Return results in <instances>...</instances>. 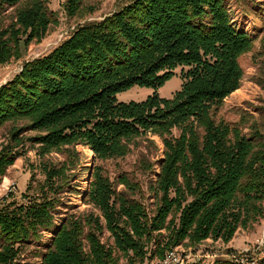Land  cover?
Returning <instances> with one entry per match:
<instances>
[{
  "label": "trees",
  "instance_id": "16d2710c",
  "mask_svg": "<svg viewBox=\"0 0 264 264\" xmlns=\"http://www.w3.org/2000/svg\"><path fill=\"white\" fill-rule=\"evenodd\" d=\"M49 3L0 0V66L22 61L59 25ZM93 5L67 0L64 12L80 20L77 27L0 88V129L8 126L12 145L0 152V185L24 156L26 132H37L28 142L38 147L32 150L44 175L36 185L31 181L22 203L7 199L0 208V264H18L45 233L54 236L41 264H144L178 247L199 250L208 239L228 244L238 231L260 225L264 107L258 120L246 112L237 122L216 117L241 88V61L256 42L234 23L231 0H130L103 20H87L100 9ZM179 68L182 86L172 98L118 102L117 94L134 86H163ZM156 136L165 149L150 185L152 210L137 173L122 172L113 181L93 164L88 191L78 193L92 209L65 213L54 231L77 147L105 163L127 158L143 142L156 150L149 139ZM54 152L63 162L46 160ZM148 157L139 160L143 176L154 175ZM253 253L244 256L264 264V250L256 261ZM228 255L213 256L210 264H244L237 253Z\"/></svg>",
  "mask_w": 264,
  "mask_h": 264
},
{
  "label": "rangeland",
  "instance_id": "374dc122",
  "mask_svg": "<svg viewBox=\"0 0 264 264\" xmlns=\"http://www.w3.org/2000/svg\"><path fill=\"white\" fill-rule=\"evenodd\" d=\"M66 1L67 0H49L50 9L58 15L59 25L51 27L48 36L43 42L32 44L28 48L25 58L22 61L0 66V87L7 84L21 72L24 62L37 59L50 53L77 27L78 24L76 23L80 20H71L64 12L63 7ZM92 1H94L95 5L98 3L97 7L100 9L87 20H103L105 17L118 11L130 0H106L102 3L97 2V0ZM231 13L234 23L238 25L239 29L253 36L256 42L254 50L244 56L241 61L244 69V78L241 88L226 99L224 106L216 117L220 120L226 119L230 122H237L241 119V115H243L242 112H246L248 117L258 120L262 117L261 111L258 109L264 107V0H231ZM82 23H84V20L80 22V24ZM177 73V75L171 77L159 88L134 86L126 91L118 93L117 100L121 103H140L154 95H158L164 99H170L182 86V79L179 76L180 68ZM6 129H0V152L4 147L12 148V145L8 143L10 141L6 139V131L8 130ZM175 135L178 136L179 133L176 132ZM35 136H37V132H26L20 136L23 141H25L22 145V147H24L23 151H25L24 156L16 161L8 170L7 176L2 180L0 185V208L7 199L9 203H22L23 195L26 193L31 181L33 180V185H36V182L44 180V175L40 169L41 158L38 156L37 150H32V147H38L32 146V144L28 142V139ZM149 139L156 144V150H154L153 146H150L148 142H143V145L141 144L139 147H134L127 158L111 160L105 163L100 161L94 162V155L91 150L83 146L77 147L79 153L78 163L76 170L71 172L73 177L69 188L72 192L67 190L68 192L63 196L64 205L59 209V214L56 216L57 225L54 231L61 226L63 219L66 217L65 213H86L92 209L91 206L84 202V195L81 196L78 193L83 194L88 191V186L93 179L92 174L94 172V166L103 167L106 175L113 181L117 178L118 174L122 172L129 174L137 173L144 186V194L145 198L148 199L147 205L149 210H152V205L155 200L152 198L154 197V193L150 189V185L151 181H156L157 179V175L155 174L160 172V165L161 161L164 159L165 148L159 137H149ZM18 149L20 151L21 148ZM143 156H149L148 158H150V161L154 164L152 168L154 172L153 176L150 171H148V175L146 174V176L141 174L139 160L142 159ZM46 160L60 163L63 162L64 157L54 152L48 156ZM93 164L94 166H92ZM10 183L16 185L17 193H8L6 187ZM123 189V186L119 187V191ZM53 236V233H45L39 242H30L27 249H25L17 259V263L41 264V256L51 245ZM198 248L204 251V253L199 252L197 254L198 256H211L205 260L203 259V264H210L213 256L226 258L229 256V251L237 253L239 261L242 260L244 264H252L250 263V257H247V259L244 254L251 253V250L254 251L251 256L252 261H256L262 257L260 251L264 250V220L260 225L255 226L251 230L242 229L238 231L233 240L228 244L214 242L208 239ZM174 250H182L185 252L191 250L196 251L193 248L187 249L185 247H178ZM209 258L210 260H208ZM195 261L199 260L196 259ZM122 264H126V262L124 261Z\"/></svg>",
  "mask_w": 264,
  "mask_h": 264
},
{
  "label": "built area",
  "instance_id": "2783aa9c",
  "mask_svg": "<svg viewBox=\"0 0 264 264\" xmlns=\"http://www.w3.org/2000/svg\"><path fill=\"white\" fill-rule=\"evenodd\" d=\"M8 193H17V188H16V185L15 184H9L7 187H6ZM199 252H203L204 251L202 250H196V251H189V252H185V251H179V250H174V251H171L170 253H168V255L164 258V259H161V260H147L144 264H189L190 262L192 261H195L196 259L198 260H202V259H206L208 257H211V256H198L197 254Z\"/></svg>",
  "mask_w": 264,
  "mask_h": 264
},
{
  "label": "water",
  "instance_id": "95a60500",
  "mask_svg": "<svg viewBox=\"0 0 264 264\" xmlns=\"http://www.w3.org/2000/svg\"><path fill=\"white\" fill-rule=\"evenodd\" d=\"M1 88V87H0Z\"/></svg>",
  "mask_w": 264,
  "mask_h": 264
}]
</instances>
